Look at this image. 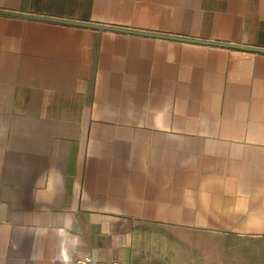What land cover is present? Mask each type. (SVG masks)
<instances>
[{
  "label": "crops",
  "instance_id": "obj_1",
  "mask_svg": "<svg viewBox=\"0 0 264 264\" xmlns=\"http://www.w3.org/2000/svg\"><path fill=\"white\" fill-rule=\"evenodd\" d=\"M0 8V264H264V0Z\"/></svg>",
  "mask_w": 264,
  "mask_h": 264
},
{
  "label": "water",
  "instance_id": "obj_2",
  "mask_svg": "<svg viewBox=\"0 0 264 264\" xmlns=\"http://www.w3.org/2000/svg\"><path fill=\"white\" fill-rule=\"evenodd\" d=\"M0 12L18 14V15H23V16H31V17L49 19V20L65 21V22H71V23L91 24V25H96V26L111 27V28L120 29V30H128V31L130 30V31H137V32L148 33V34H156V35L159 34L157 32L146 31V30H134L131 28L120 27V26H111V25L100 24V23H95V22H84V21H78V20H73V19H68V18H60V17H54V16L40 15V14H30V13L18 12V11H13V10H6V9H1V8H0ZM160 35H165L168 37H178V38H182V39H194V40L199 39V38H189V37H185V36H178V35H173V34H160ZM203 41H209V40H203ZM210 42L264 51V48H262V47L248 46V45L236 44V43H231V42H220V41H210Z\"/></svg>",
  "mask_w": 264,
  "mask_h": 264
},
{
  "label": "built area",
  "instance_id": "obj_3",
  "mask_svg": "<svg viewBox=\"0 0 264 264\" xmlns=\"http://www.w3.org/2000/svg\"><path fill=\"white\" fill-rule=\"evenodd\" d=\"M93 264H104L100 260H93ZM111 264H119L118 260H112Z\"/></svg>",
  "mask_w": 264,
  "mask_h": 264
}]
</instances>
